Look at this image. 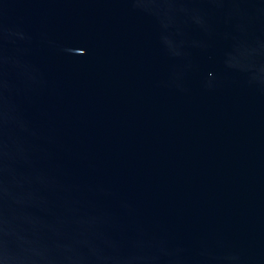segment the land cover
<instances>
[{
  "label": "water",
  "instance_id": "obj_1",
  "mask_svg": "<svg viewBox=\"0 0 264 264\" xmlns=\"http://www.w3.org/2000/svg\"><path fill=\"white\" fill-rule=\"evenodd\" d=\"M0 264H264V0H0Z\"/></svg>",
  "mask_w": 264,
  "mask_h": 264
}]
</instances>
